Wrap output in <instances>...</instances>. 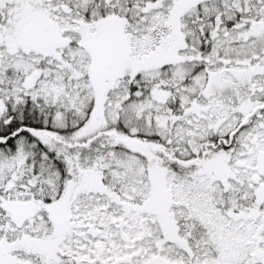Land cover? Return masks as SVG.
I'll list each match as a JSON object with an SVG mask.
<instances>
[{"label":"snow or ice","instance_id":"1","mask_svg":"<svg viewBox=\"0 0 264 264\" xmlns=\"http://www.w3.org/2000/svg\"><path fill=\"white\" fill-rule=\"evenodd\" d=\"M0 264H264V0H0Z\"/></svg>","mask_w":264,"mask_h":264}]
</instances>
